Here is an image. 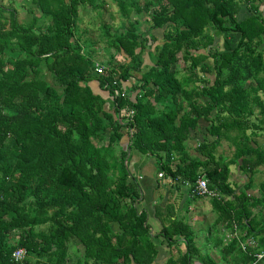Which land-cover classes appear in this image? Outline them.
<instances>
[{
    "label": "trees",
    "instance_id": "1",
    "mask_svg": "<svg viewBox=\"0 0 264 264\" xmlns=\"http://www.w3.org/2000/svg\"><path fill=\"white\" fill-rule=\"evenodd\" d=\"M29 1L19 20L0 0V264H16V248L26 251L20 264H155L159 237L169 245L183 237L188 264L197 252L190 225L177 219L153 235L137 210L133 155L153 159L156 176L175 189L186 186L187 195L204 176L216 194L209 197L215 225L238 228L258 245L243 251L233 238L226 253L264 264L253 256L264 250V182L258 195L247 193L264 165V148L251 143L264 130L258 4L110 0L122 20L115 30L102 28L112 52L98 75L95 42L76 27L80 9L108 14L109 3ZM249 1L250 14L239 19ZM154 30H162L159 43ZM147 49L154 60L144 63ZM126 82L128 94L115 95ZM222 139L235 146L230 158L216 155ZM232 165L247 177L237 189L229 181Z\"/></svg>",
    "mask_w": 264,
    "mask_h": 264
},
{
    "label": "crops",
    "instance_id": "2",
    "mask_svg": "<svg viewBox=\"0 0 264 264\" xmlns=\"http://www.w3.org/2000/svg\"><path fill=\"white\" fill-rule=\"evenodd\" d=\"M13 2L14 0H11V4ZM25 4L22 2L19 9L11 7L17 12L19 20L27 17ZM4 5L7 6V4ZM20 9L23 11H19ZM83 15L85 16V14ZM125 86L129 89L131 83L127 82ZM91 87L96 93L103 95L104 98H108L106 96L107 93H104L99 88L96 81L91 82ZM105 106L107 108L110 107L109 102ZM262 127H264V124ZM256 134L252 135L251 143L257 142L264 145V130H259ZM126 139L125 132L122 141L124 142ZM146 162H149L148 166L150 169L148 172H142L141 169V173L134 172L140 184L142 182V185H140L141 197L135 205L139 212L144 211L146 213V223L151 233L153 235L159 234L164 225H168L171 221L177 219L184 220L187 214L186 223L190 225L193 231L194 242L197 247V252L188 260V264H243L235 253L231 252L227 254L225 246L233 238H236L239 244L243 243L241 239L245 237L244 232L238 228L229 230L223 224L215 225L217 215L212 209L209 197H199L189 200L187 195L188 188L186 186L175 189L172 187L173 183L169 179L156 176V167L151 158L144 159L138 155H133L129 161V167L134 170L140 165L142 168ZM146 177L148 179L143 184ZM190 209L192 210L191 214H189ZM203 225H205V229H203L204 234H201L200 227ZM249 238L251 237H245L246 240L244 242ZM159 240L162 243L158 246L157 255L154 260L155 264H184L183 256L187 252V246L183 237H176L174 242H170V245L167 244L163 237H159ZM169 259H172L174 262L169 263Z\"/></svg>",
    "mask_w": 264,
    "mask_h": 264
},
{
    "label": "rangeland",
    "instance_id": "3",
    "mask_svg": "<svg viewBox=\"0 0 264 264\" xmlns=\"http://www.w3.org/2000/svg\"><path fill=\"white\" fill-rule=\"evenodd\" d=\"M106 1L109 3V13L108 14H105L104 12H101V11L96 12L93 9H88L86 12L84 10L80 9L79 15L81 17H79V22H78L77 27H76V30H78L79 32H81L80 30H85L86 33L84 34V36L86 35V36L90 37L93 40V42H95L96 50L92 51V54L95 55V57L93 56L95 61L97 60L99 62L106 61L108 59V56L112 52L111 49H109L106 45L105 40L107 37L104 34L102 28H105L106 26L110 25L115 30L117 28V25L122 20L121 16L118 13L117 7L113 3H111L110 0H106ZM22 2L26 3L25 5L28 7L32 6V4H30L29 0H14V2L12 4H11V0H2V3L7 4L8 7H15V9H19L20 4ZM254 3L258 4V9L260 10L262 15L264 16V0H254ZM249 5H250V1L248 3L242 5L241 10L238 14L239 19H242L243 17L250 14V10H249L250 6ZM28 7H26V8H28ZM19 11H23V10L20 9ZM83 14H85V16ZM146 27L147 26L143 23V24H141L140 28H141V30H145ZM153 33L157 36V39H158L157 43L161 42L162 30H154ZM216 41L219 43V45H221L219 39H217ZM150 43L151 42H149V44ZM150 50H151V48H150ZM148 51L149 50L147 49L143 54L144 63H149V62L154 60V59L149 57ZM114 59L116 62L122 61V58L119 55H116V57ZM181 66H183L182 62H181ZM202 136H203V134H200L199 138H201ZM194 145H195V140H191L190 146L193 147ZM259 145H261V144H259ZM190 146H189V148H190ZM261 146L264 148V145H261ZM234 150H235V146L229 139H222L218 148L216 149V155L230 158L232 156V154L234 153ZM153 164L155 165L154 161H153ZM148 165H149V162H146L142 168L140 165H138V167L134 170L131 167H129V169L132 173H134V172L135 173L136 172L141 173V170H142V172L146 173L150 169V167ZM147 179H148V177L145 178L143 184H145ZM229 181L232 184V186L235 187V189H237V187H241L247 181V177H246L245 173L237 167V165H232V166H230ZM261 182H264V165H261L260 171L254 175L253 186L247 193L250 195H254V194L258 195L257 186ZM140 185H142V182ZM191 212H192V210L190 209L189 214H191ZM254 212H258V209L257 208L254 209ZM260 214L261 213H258L257 215H260ZM187 217H188V215L186 214V217L184 219L185 222L187 220ZM203 229H205V225L200 227V233L201 234H204Z\"/></svg>",
    "mask_w": 264,
    "mask_h": 264
},
{
    "label": "built area",
    "instance_id": "4",
    "mask_svg": "<svg viewBox=\"0 0 264 264\" xmlns=\"http://www.w3.org/2000/svg\"><path fill=\"white\" fill-rule=\"evenodd\" d=\"M94 71L96 74L100 75L105 71V67L103 65H101L99 62L95 63V68ZM127 83V82H126ZM125 83V84H126ZM115 95H126L128 94V91L126 89V87L124 86L121 90L115 89L114 90ZM121 114L126 116V117H131L133 114V111L130 109H123L121 111ZM159 177H162V174H158ZM140 179V178H139ZM216 194L214 191L209 190L207 187V180L204 176H201L197 179L196 181V185L194 187V189L191 191V194H188V197L191 198V196H197V197H214ZM241 245V249L243 251H247V246H250L252 248H257V242L254 238H249L246 242H243L240 244ZM26 256V251L23 248H16L12 251L11 257H12V261L16 264H20L22 263V261L24 260ZM253 256L255 257V261H264V250H257Z\"/></svg>",
    "mask_w": 264,
    "mask_h": 264
}]
</instances>
